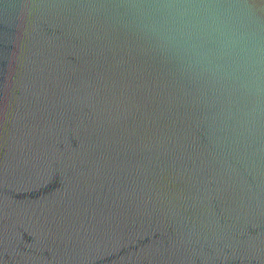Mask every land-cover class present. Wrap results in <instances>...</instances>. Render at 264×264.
<instances>
[{"label":"water","instance_id":"1","mask_svg":"<svg viewBox=\"0 0 264 264\" xmlns=\"http://www.w3.org/2000/svg\"><path fill=\"white\" fill-rule=\"evenodd\" d=\"M0 264H264V0H0Z\"/></svg>","mask_w":264,"mask_h":264}]
</instances>
